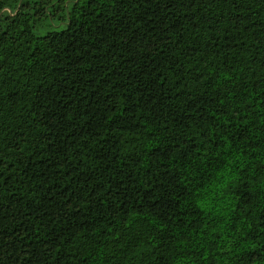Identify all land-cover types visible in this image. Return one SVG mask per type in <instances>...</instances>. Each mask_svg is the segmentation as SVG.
I'll return each instance as SVG.
<instances>
[{
  "label": "trees",
  "instance_id": "trees-1",
  "mask_svg": "<svg viewBox=\"0 0 264 264\" xmlns=\"http://www.w3.org/2000/svg\"><path fill=\"white\" fill-rule=\"evenodd\" d=\"M0 264H264V0H0Z\"/></svg>",
  "mask_w": 264,
  "mask_h": 264
}]
</instances>
